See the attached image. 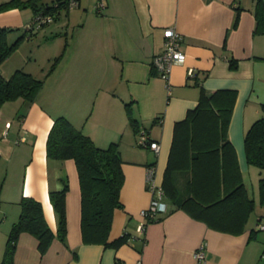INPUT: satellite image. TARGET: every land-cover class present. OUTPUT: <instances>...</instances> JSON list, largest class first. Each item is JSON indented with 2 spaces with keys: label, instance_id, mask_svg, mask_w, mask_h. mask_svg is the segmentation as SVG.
I'll return each instance as SVG.
<instances>
[{
  "label": "crops",
  "instance_id": "obj_1",
  "mask_svg": "<svg viewBox=\"0 0 264 264\" xmlns=\"http://www.w3.org/2000/svg\"><path fill=\"white\" fill-rule=\"evenodd\" d=\"M63 1L53 0V19L34 30L36 35L53 23L44 29L43 45L47 56L61 52L58 65L33 101L18 98L0 106V261L21 196L40 201L50 229L57 232L49 192L62 188L65 181V241L55 237L42 254L37 239L22 232L14 264H261L264 230L257 226L264 223V203L259 186L255 189L249 177L259 185L264 168L247 162L244 147L248 127L264 117V32L255 31L257 0H105L101 11L96 10V0H78L73 7L59 5ZM34 14L30 6L0 12V27L12 29L8 42L25 31ZM167 27L182 34L186 57L164 80L152 58L163 48ZM32 35L1 63L4 77L21 66L19 61L12 67L6 63L21 45L31 43ZM25 62L21 68L34 74ZM220 88L235 91L226 137L235 149L245 186L249 190L250 183L253 190L254 207L244 230L234 234L211 228L166 194V211L144 218L141 210L149 208L152 199L148 170L153 169L156 183L162 185L174 124L197 104L201 89L210 94ZM59 115L100 147L118 142L124 174L122 207L114 210L108 234V241L126 235L118 246L82 240L75 161L46 153L47 134ZM130 115L158 142V151L137 144ZM173 177L179 197L185 198L190 170H177ZM200 248L202 260L195 255Z\"/></svg>",
  "mask_w": 264,
  "mask_h": 264
},
{
  "label": "trees",
  "instance_id": "obj_2",
  "mask_svg": "<svg viewBox=\"0 0 264 264\" xmlns=\"http://www.w3.org/2000/svg\"><path fill=\"white\" fill-rule=\"evenodd\" d=\"M26 6H30L35 14L42 11L55 15L56 7L43 0H6L0 2V12ZM255 15V31L263 33L262 0H257ZM11 30L0 27V65L24 37L34 34V30L25 29L8 42L7 35ZM43 83L42 78L21 68L15 69L9 77L0 72V106L7 100L18 98L33 101ZM196 83L200 84L197 80ZM234 101L235 91L232 89L220 88L210 94L201 89L197 104L174 124L162 187L164 193L192 217L204 221L211 228L238 234L244 230L254 199L242 180L235 149L226 137ZM129 122L136 132L141 130L131 115ZM244 147L247 162L264 168V117H258L248 127ZM46 153L50 158H72L75 161L81 193L83 242L114 246L124 242L127 239L125 234L108 241L114 210L122 207L119 194L124 174L118 142L112 141L108 146L100 147L68 118L59 115L53 119L47 134ZM187 169L190 170L187 196L181 198L173 175L177 170ZM67 190L68 184L64 181L62 188L49 192L58 219L56 233L52 232L44 217L41 202L31 196H21L18 200L19 215L7 234L0 264H14V253L22 232L37 239V247L42 254L55 237L65 241ZM259 191L260 201L264 203V177L259 179Z\"/></svg>",
  "mask_w": 264,
  "mask_h": 264
},
{
  "label": "built area",
  "instance_id": "obj_3",
  "mask_svg": "<svg viewBox=\"0 0 264 264\" xmlns=\"http://www.w3.org/2000/svg\"><path fill=\"white\" fill-rule=\"evenodd\" d=\"M68 7L77 5L78 0H64ZM95 7L97 11H101L105 7V0H96ZM53 19V15L49 13H43L39 11L34 14L32 20L27 24V30H36L44 23H47ZM164 41L161 51L156 52L152 58V66L156 70L157 74L164 80H168L172 70V66L176 63H182L185 60V53L181 48L182 34L172 27H167L163 31ZM190 76H193V72L190 71ZM137 144L142 147H149L155 151H158L159 144L157 141L150 140L147 132L141 129L138 132ZM148 187L152 193L151 204L149 208L141 210V215L144 218H152L159 212L166 211V204L164 201V189L161 184L156 183L153 176V169L148 170ZM143 223L138 225V230H142ZM258 229L264 230V223H260L257 226ZM196 257L199 260L204 259V252L200 248L195 252ZM261 264H264V250L260 255Z\"/></svg>",
  "mask_w": 264,
  "mask_h": 264
},
{
  "label": "rangeland",
  "instance_id": "obj_4",
  "mask_svg": "<svg viewBox=\"0 0 264 264\" xmlns=\"http://www.w3.org/2000/svg\"><path fill=\"white\" fill-rule=\"evenodd\" d=\"M43 1L50 4L53 0H43ZM52 25H53V23L48 25V27L52 26ZM59 25H60V23H59ZM45 28L38 30L37 31L38 33L36 35L34 34L35 36L32 35L33 37L31 39L30 44L21 45L19 51L14 53L15 55L13 57L11 56L9 61H7L6 64H9V66L12 67L14 64H16L19 61V63H21L20 65L23 67L24 61H26L25 64L28 62V65H27L28 68L27 69L30 68L34 72V74H32V75L35 77H38V78H42L45 81L46 77L54 71V69L56 68V65H58L60 59L63 56L61 54V52L58 54H51V56H47V51H45L46 49L43 45V43H44L43 34H44ZM22 31H23V29H22ZM55 31L58 32L59 30H55ZM14 37H15V35H14ZM48 57H51V58L49 59ZM21 66L17 67V69L21 68ZM21 69H23V68H21ZM23 70L28 71L25 68ZM8 75H10V74H8ZM8 75H7V77H9ZM250 175H252V174L251 173L248 174V176H250ZM249 179H250V181H252V184L254 185L253 187H255V189H258L259 185L256 182L254 176L249 177ZM248 185H249L248 186L249 192L252 195V193H253L252 187H251L250 183Z\"/></svg>",
  "mask_w": 264,
  "mask_h": 264
}]
</instances>
